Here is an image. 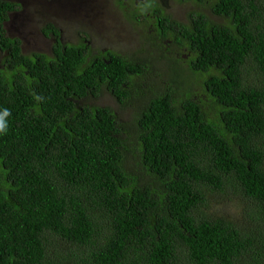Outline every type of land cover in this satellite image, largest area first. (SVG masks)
Instances as JSON below:
<instances>
[{
  "label": "trees",
  "instance_id": "trees-1",
  "mask_svg": "<svg viewBox=\"0 0 264 264\" xmlns=\"http://www.w3.org/2000/svg\"><path fill=\"white\" fill-rule=\"evenodd\" d=\"M115 1L124 55L49 19L25 55L0 0V264H264V0Z\"/></svg>",
  "mask_w": 264,
  "mask_h": 264
},
{
  "label": "rangeland",
  "instance_id": "rangeland-1",
  "mask_svg": "<svg viewBox=\"0 0 264 264\" xmlns=\"http://www.w3.org/2000/svg\"><path fill=\"white\" fill-rule=\"evenodd\" d=\"M153 1L182 22L185 21L188 12L194 9L193 5L179 4L176 0ZM18 3H21L22 6L16 15L9 18L5 29L22 41L25 55L33 50L46 55L50 54L47 46L49 41L43 37L41 32L45 22H48L47 19L56 27L61 28L64 40H68L71 33L74 34L73 32L80 25L84 28L87 26L89 31L95 32V37L88 42L91 47L109 48L110 51L118 50L124 52L121 53L124 55L130 49L129 46L139 45V40L132 38L134 33L139 30L138 26L127 20V14L120 11L115 0H18ZM41 12L42 15L38 16ZM74 22L78 25H74ZM177 57L176 54H173L172 58ZM182 65L185 67L186 62H183ZM163 80L165 79L163 78ZM149 85H151L150 82ZM194 93L195 98H204L198 88H195ZM114 101L112 97L105 96L94 104L112 105L113 108H116ZM126 113L122 114L123 117ZM221 198L212 199L210 212L215 216L235 221L240 220L238 202L224 200V203L221 204L219 202ZM58 243L65 246L61 241ZM67 247L65 246V248Z\"/></svg>",
  "mask_w": 264,
  "mask_h": 264
},
{
  "label": "flooded vegetation",
  "instance_id": "flooded-vegetation-1",
  "mask_svg": "<svg viewBox=\"0 0 264 264\" xmlns=\"http://www.w3.org/2000/svg\"><path fill=\"white\" fill-rule=\"evenodd\" d=\"M15 3L16 4H18V5H20V6H22L21 5V3H18V0H15ZM37 9H39V8H37ZM18 12L17 11H12V12H10V13H8V15H7V19L6 20H3V22L1 23V27H2V29H3V31H4V35H6V36H8L9 38H17V37H15V36H13L12 34H10L9 32H7V30L5 29L6 28V25H7V23H8V21H9V18L11 17V16H13V15H16ZM42 15V12L41 13H39L38 14V16H41ZM43 37L45 38V39H47L48 41H49V43L47 44V46H48V50L50 51V54H48V55H51L52 54V45H51V41L52 40H50L49 38H47L46 36H44L43 35ZM19 39V38H18ZM22 41H21V51H22V53L23 54H25L24 53V50H23V46H22ZM29 55H32V54H44V53H39V52H36V51H31V52H29L28 53ZM5 55H6V51H4L3 49H2V47H1V41H0V70H4L5 68H6V64H5Z\"/></svg>",
  "mask_w": 264,
  "mask_h": 264
},
{
  "label": "clouds",
  "instance_id": "clouds-1",
  "mask_svg": "<svg viewBox=\"0 0 264 264\" xmlns=\"http://www.w3.org/2000/svg\"><path fill=\"white\" fill-rule=\"evenodd\" d=\"M127 2V0H125ZM10 115V112L8 109L0 110V135H4L8 131V121L7 117Z\"/></svg>",
  "mask_w": 264,
  "mask_h": 264
}]
</instances>
